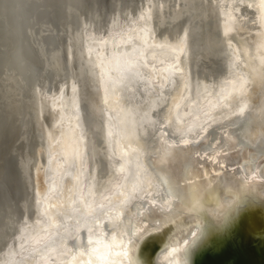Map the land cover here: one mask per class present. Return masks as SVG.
Instances as JSON below:
<instances>
[{"label":"water","instance_id":"water-1","mask_svg":"<svg viewBox=\"0 0 264 264\" xmlns=\"http://www.w3.org/2000/svg\"><path fill=\"white\" fill-rule=\"evenodd\" d=\"M43 1L46 4V0L0 1V7L3 4L9 8L8 14L0 10V50L7 51L0 56L4 65L0 80L6 87H0L6 92L0 100V139L12 119L30 128L29 134L21 137L27 142L23 156L26 165L35 163L31 160L33 151L41 146L45 191L40 197L34 189L32 203L25 206L30 212L39 201V212L47 216L51 226V232L40 242L25 244L20 251H15L10 264H159L158 255L170 247L178 264H264V147L257 150L254 146L264 145V113L259 116L258 111L264 106V83L254 92L255 75L261 74L264 79V0L250 1L249 9L256 12L253 24L246 21H243L246 25L239 24L234 15V6L239 0H206L208 6L202 12L193 6L164 8L163 16L153 18L160 25L151 27L142 21L133 22V18L140 15L145 0L130 2L134 5L123 17H117L119 6L113 1L105 4L99 0L105 22L133 24L114 42L97 36L77 39L81 35L79 31L89 27L92 21L88 18L86 0H79L77 16H71L69 9L60 29L62 37L73 38L62 40L60 36L58 42L54 39L55 43L48 41L52 37L46 28L54 29L53 21L58 17L47 13ZM160 1L147 2L155 4L156 9ZM227 2L231 3L228 8ZM52 8L54 10V7L50 10ZM195 14L197 21L212 19L220 47L230 43V52L237 57L233 62V67L238 69L235 75L243 76L244 85L232 84L213 108H199L197 101L191 102L194 111L185 118L186 92L191 90L188 83L199 81L203 74L191 67L177 69L175 61L182 54L172 56L171 62L152 67L139 47L155 42L149 43L140 37L139 31L145 30L148 38L169 36L170 43L176 38L178 42L186 41L191 32V17ZM7 17L19 28L11 26ZM102 19L97 26H102ZM32 24H35V32L41 26L42 48L49 47L52 58L61 61L63 69L70 51L68 46L80 40L78 45L83 50H75L74 54L75 65H81L80 74L78 69L75 73L104 108V114L110 116L113 131L108 137L103 132L99 138L105 140L106 150L111 146L112 156H118L119 161L114 158L113 162L122 169V176L99 202L91 204L84 196L78 146H72L75 149L69 154L59 131L66 124L64 99L75 84L66 81L56 96L45 97L37 88L19 86L15 81L17 77L10 73V69H16L13 63L18 56L31 72L34 70L35 51L23 45L27 44V37L30 39ZM242 41L251 46L250 57L257 63L254 67L248 66L249 57L240 46ZM88 49L91 51L87 52ZM199 49V54L208 55L209 50L205 51L204 45ZM90 56L95 58L94 64L88 63ZM80 94L78 86L74 106ZM257 98L261 100L257 102ZM36 103L40 108L43 103L42 117L53 125L45 139L38 136L35 125ZM145 137L151 139L143 143L148 144L150 150L137 144ZM72 141L78 143V138ZM155 147L166 156L168 166L179 169L182 185L199 184L196 191L188 193V204L181 206V199L170 191L164 177L149 180L162 173L160 167L150 165L158 157ZM191 152L195 161L188 165L186 158ZM4 164V167L0 165V172L6 170L7 174L4 181L0 176V191L6 189L8 198L7 193L17 177L13 169H8L7 161ZM48 169L53 171L52 189L46 178ZM24 175L30 182L27 171ZM3 202H6L5 196L0 200V219L6 209L17 218L19 214ZM134 208L146 232L137 239V235L129 231L123 242H119V223ZM26 227L23 226V231H27ZM24 234L28 236V231Z\"/></svg>","mask_w":264,"mask_h":264},{"label":"bare ground","instance_id":"bare-ground-1","mask_svg":"<svg viewBox=\"0 0 264 264\" xmlns=\"http://www.w3.org/2000/svg\"><path fill=\"white\" fill-rule=\"evenodd\" d=\"M103 1L105 4L109 3V1H113L114 5L117 4L119 6V9L116 11L117 14H119L117 17H123L132 9V5L134 4H130V2H140V0H125L124 2H122V0ZM147 1L148 0H145L146 3H144L142 8L139 10L140 15H138L136 18H133V22L135 23L136 21H142L145 22V25L148 24L149 27L152 25H160L158 21H153V18H160L163 16V14L166 12L164 8L176 9L178 7L185 8L186 6H193L202 12L208 6L205 4L206 0H161V3L159 2V6L155 9V4H148ZM250 1L255 2V0H239L236 3V6H234V15L238 19L239 24L246 25L243 21L253 24L252 20L255 19L256 12L253 13V11L249 9ZM40 2H42V0H40ZM85 3L89 9L88 18L92 21L90 22V26L87 27L88 29H81L79 31V34L81 35H78L77 39L82 40V38L85 36L90 38L97 36L100 39L114 42V39L118 40L120 36L130 29L129 27L133 26V24L130 22H127L126 24L121 23L119 25L112 24L113 22H105L106 20L102 19L103 5L99 0H86ZM78 4H80L79 0H46L45 7L47 8V13L58 17L56 22L53 21V27H55L54 29H51L50 27L46 28L50 30L52 37L48 38V41L53 40L52 42H54L55 39V42H58L60 40L62 37V34H60V29L63 27L64 18L68 16L69 9L71 16H77L76 13H78ZM230 4L231 3L227 2L225 3V6L228 8L230 7ZM51 7H54V10L53 8L50 10ZM0 10L3 13H9V8L3 4H1ZM257 13L258 20L259 12ZM196 15L197 14L191 17V32L186 41L178 42L177 40L179 39L176 38L177 40H174L172 43H170L171 39L169 36L160 35L154 39L148 38L145 30L139 31L140 37L148 40L149 43L152 41L155 42L151 43L152 47L147 43H144L143 46L139 47V51L151 63L152 67L153 65L155 67H159L161 64L171 62L174 60L172 56L180 57L182 54L181 58L175 61V67L177 69L183 70L184 66L186 69L191 67L194 68L195 71H201L203 74L199 81L195 79L194 81L188 83V87H190L191 90H187L186 92L188 99L186 97L187 101L185 100L186 102L184 103L186 106L183 112L185 118L194 111V109L191 108V102L197 101L196 104L198 103L197 105L199 108L205 106L213 108L221 102L223 95H225L224 93L232 87V84H238L240 87L244 85L243 76L235 75L238 69L233 67V62L237 57L234 56V53L230 52V50H232L230 43H224V47H220L219 38L215 37L216 30L214 29L212 19L206 18L197 21L195 19ZM79 18L81 17L79 16ZM6 19L7 22L15 29L19 28L18 25L14 23L13 19L8 20V17ZM101 19L104 21L102 26H97L100 22H102ZM34 26L35 24L29 26L31 40L27 37V42L25 41L27 44H23L30 50L35 51L34 54L36 59L33 61L35 64L34 70H32L33 72H31V68L27 67L28 64H24L22 59L15 53L18 56V58H16L13 63V66L16 67V69H10V73L12 76L17 77L15 78V81L19 86H24L25 88H37V92L44 95L45 97L56 96L66 81L70 80L75 84L72 85L70 93L64 99L63 109L66 112V124L63 125L62 129H59V131L61 130L62 134V144L65 146V149H67L69 154H71V151L75 149V147L72 146H78L77 150L79 163L82 165L80 174L83 176L82 190L84 196L89 198L91 204L99 202L107 197L108 193L115 187L122 176V169L113 162L114 158H117L116 160L119 159L118 156H112L111 146L106 150L107 145L105 140L99 138L100 134L103 132H105L107 135L106 137H108L113 131V126H111L110 122V116L108 113L104 114V108L99 106L98 102L92 96L91 91L82 85V82L78 77L80 74L79 67L81 65H75L74 54L75 50H83V48L80 49L78 45V41L80 40L76 39L74 43H71L68 46V50L70 51L67 54L66 68L63 69L60 65L61 61H58L56 58H52L51 49H48L49 47H45L44 49L42 48L43 45L42 41L40 40L41 38H39V34L44 35V31H42L41 26L36 32L34 31ZM149 33H153L151 28ZM62 38V40H65L67 37L63 36ZM68 38L71 40L73 37L68 36ZM253 41L257 42V39ZM201 45H204L206 49L205 51L209 50L208 55H204V53L199 54V48ZM240 46L242 47L245 54H247L249 57L248 66L254 67L257 63L250 57V44L242 41ZM46 48L49 51H47ZM90 51L91 49L87 50V52ZM6 52L7 51L5 49H1L0 56ZM88 63L94 64L95 58L90 56L88 58ZM2 68H4V65L0 61V70ZM77 69L79 74L77 72L75 73ZM195 73L198 74V72ZM255 76L257 77V82L254 87V92L259 91L262 87V83H264V79L261 74H256ZM12 82H14V80ZM78 86H80L81 94L79 95V101L77 102L76 106H74V97L78 91ZM0 87L3 89L6 88L2 80H0ZM1 88L0 100L6 93L3 92ZM214 88H216V91H214ZM24 94L27 95V91ZM260 100V98H257V102ZM43 107V103L41 108L39 104L36 103L35 125L38 130V136L45 139L47 133H50L53 125L49 124L45 119H43ZM3 110L4 109L2 108V111ZM258 111L259 116H262L264 113V106H260ZM11 121L12 122L9 123L7 131L0 139V145L3 144L6 146L5 148L0 146V165L4 167V162L7 161L8 169L11 168L14 170L13 173L16 175L17 179L14 181L12 187H10V191L7 193L10 195V197H8L9 199L5 195L7 192L6 189H1L0 200L3 201V196H5L6 202H3V204L7 205V208L8 206H11V210L13 208L16 214H19V216L16 218L12 211H9L8 209H6V213L4 215L2 214L1 216L0 264H7L8 262L10 264L13 260V258H11L12 254H14L15 251H20L25 244L40 242L51 232V226L47 222V216L41 215L39 212V201L37 202V205L33 206L30 212H28V209L25 206L26 203H32L34 189L38 192L40 197L45 191V185L43 183L41 173L42 148L41 146H37L36 150L33 151L34 156L31 157V160H34L35 163L31 166L26 165V163L23 162V156L27 142L21 140V137L29 134L30 128L28 124L24 127V123L20 124L17 120L12 119ZM255 134L262 138V135L259 133ZM256 137L257 136H255V138ZM73 138H78V143H73ZM145 141H151V139H149V137H145L142 142L139 141L137 144L147 150H150L148 144H143ZM109 145H111L110 142ZM254 146L257 150L264 147V145L261 143H257V145L255 144ZM5 151L7 153L3 156L2 154ZM154 151L158 154V157L152 161L150 165L160 167V169H162V173H160L155 178H150L149 180L155 181L161 177H164L168 183L170 191L178 195V197L181 199V206L188 204V193L196 191L199 187V184L193 183L190 186L182 185L179 169H175L173 165L168 166L166 156L164 154H160L158 148L155 147ZM194 161L195 158H193V153L191 152L189 153L188 158H186V163L188 165H192ZM246 162L249 163V159H247ZM26 171L28 173L30 182H28L24 175ZM6 174V170L2 173L0 172V176L3 181L6 178ZM52 175L53 171L48 169L46 178L49 182L50 189L53 187ZM171 195L174 197V194ZM136 212L137 210L134 208V210H131L126 215L125 219L119 223V242H123L124 237H127L129 231L135 233L137 235V239L141 238L146 232V230H144V225L141 223L142 218H140ZM28 216H30V219H27ZM157 221H155V224H157ZM23 226H27L25 229L28 231V236L24 234L27 231H23ZM151 226L152 225H150V227ZM19 236L26 238L20 239ZM29 236L31 238L27 241ZM173 252L174 251L172 247L162 251L158 255L159 264H178L177 256L172 257ZM5 253L10 257L5 256Z\"/></svg>","mask_w":264,"mask_h":264}]
</instances>
